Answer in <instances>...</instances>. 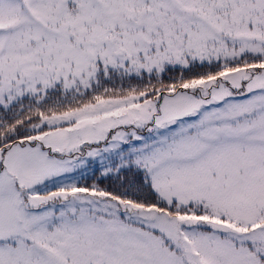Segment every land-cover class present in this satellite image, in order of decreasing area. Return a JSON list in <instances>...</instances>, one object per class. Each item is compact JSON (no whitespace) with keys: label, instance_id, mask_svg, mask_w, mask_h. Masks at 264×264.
I'll use <instances>...</instances> for the list:
<instances>
[{"label":"snow or ice","instance_id":"snow-or-ice-1","mask_svg":"<svg viewBox=\"0 0 264 264\" xmlns=\"http://www.w3.org/2000/svg\"><path fill=\"white\" fill-rule=\"evenodd\" d=\"M0 264H264V0H0Z\"/></svg>","mask_w":264,"mask_h":264}]
</instances>
